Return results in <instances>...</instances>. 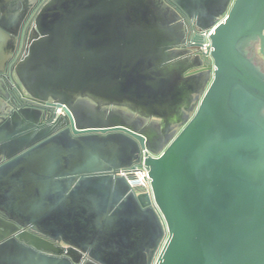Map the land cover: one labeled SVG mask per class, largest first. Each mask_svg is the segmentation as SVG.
I'll return each instance as SVG.
<instances>
[{
    "label": "water",
    "instance_id": "1",
    "mask_svg": "<svg viewBox=\"0 0 264 264\" xmlns=\"http://www.w3.org/2000/svg\"><path fill=\"white\" fill-rule=\"evenodd\" d=\"M25 1L0 82L64 114L0 110V264H264V0H48L18 57Z\"/></svg>",
    "mask_w": 264,
    "mask_h": 264
},
{
    "label": "flooded vegetation",
    "instance_id": "2",
    "mask_svg": "<svg viewBox=\"0 0 264 264\" xmlns=\"http://www.w3.org/2000/svg\"><path fill=\"white\" fill-rule=\"evenodd\" d=\"M48 0H27L24 3L26 7L25 16L23 17L22 24L19 29V35L16 43V50L18 52L17 56L22 57L25 54L26 48L31 40L34 39L36 35V15L38 10L42 5ZM184 40H186V48H193L194 52L201 51L202 36L201 31L190 29L185 31ZM250 55L254 57L255 62L264 69V64L260 62V57L264 59V54L261 52V41H256L249 47ZM203 53V52H202ZM16 54H14L15 59ZM2 83L0 82V96L2 100L0 101V110L2 115L14 112L18 108L23 106H33L37 108H43L47 113H52L53 111L59 115H63L58 110L61 107H52L47 103L35 102L28 99V97L21 91L17 90V77L15 73L12 72L11 62L5 68V72L1 76ZM17 88V89H16ZM109 109L115 108L114 106H108ZM13 235V234H12ZM9 235L8 237H11Z\"/></svg>",
    "mask_w": 264,
    "mask_h": 264
},
{
    "label": "built area",
    "instance_id": "3",
    "mask_svg": "<svg viewBox=\"0 0 264 264\" xmlns=\"http://www.w3.org/2000/svg\"><path fill=\"white\" fill-rule=\"evenodd\" d=\"M219 23L220 22H217L213 27H210L209 29L201 30L202 42L200 48L204 54H211V51L213 49L211 35L214 33L215 28ZM58 111L63 114L62 107L59 108ZM119 174L127 178L128 183L133 189L140 192L151 193V179H149L150 177L148 170L145 168V165H143V162L142 164H134L129 168L120 169Z\"/></svg>",
    "mask_w": 264,
    "mask_h": 264
},
{
    "label": "rangeland",
    "instance_id": "4",
    "mask_svg": "<svg viewBox=\"0 0 264 264\" xmlns=\"http://www.w3.org/2000/svg\"><path fill=\"white\" fill-rule=\"evenodd\" d=\"M260 62L264 64V59L260 57Z\"/></svg>",
    "mask_w": 264,
    "mask_h": 264
},
{
    "label": "crops",
    "instance_id": "5",
    "mask_svg": "<svg viewBox=\"0 0 264 264\" xmlns=\"http://www.w3.org/2000/svg\"><path fill=\"white\" fill-rule=\"evenodd\" d=\"M18 1H21V0H18ZM25 1V0H24ZM27 1V0H26ZM22 8H23V6H22Z\"/></svg>",
    "mask_w": 264,
    "mask_h": 264
}]
</instances>
